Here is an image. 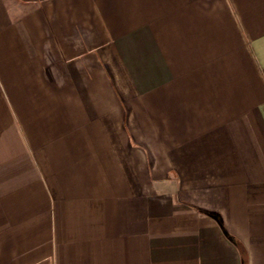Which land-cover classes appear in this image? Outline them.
Returning a JSON list of instances; mask_svg holds the SVG:
<instances>
[{"label":"crops","instance_id":"0c3cea01","mask_svg":"<svg viewBox=\"0 0 264 264\" xmlns=\"http://www.w3.org/2000/svg\"><path fill=\"white\" fill-rule=\"evenodd\" d=\"M0 264H264V0H0Z\"/></svg>","mask_w":264,"mask_h":264},{"label":"trees","instance_id":"16d2710c","mask_svg":"<svg viewBox=\"0 0 264 264\" xmlns=\"http://www.w3.org/2000/svg\"><path fill=\"white\" fill-rule=\"evenodd\" d=\"M210 214H212V215H214V216H217L218 218H220V215L218 214V213H216V212H212V211H208ZM222 225V227H223V229H224V226H223V224H221ZM229 235V234H228Z\"/></svg>","mask_w":264,"mask_h":264}]
</instances>
